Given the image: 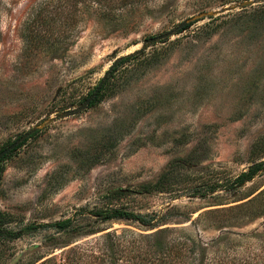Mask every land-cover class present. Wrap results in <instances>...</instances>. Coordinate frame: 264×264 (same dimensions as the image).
<instances>
[{
    "label": "rangeland",
    "instance_id": "rangeland-1",
    "mask_svg": "<svg viewBox=\"0 0 264 264\" xmlns=\"http://www.w3.org/2000/svg\"><path fill=\"white\" fill-rule=\"evenodd\" d=\"M32 130L0 161V264H133L159 237L264 264V0H0V151Z\"/></svg>",
    "mask_w": 264,
    "mask_h": 264
},
{
    "label": "trees",
    "instance_id": "trees-1",
    "mask_svg": "<svg viewBox=\"0 0 264 264\" xmlns=\"http://www.w3.org/2000/svg\"><path fill=\"white\" fill-rule=\"evenodd\" d=\"M91 1L92 2H97V0H91ZM120 1L122 2L123 6H126L127 4H130V0H128V1L120 0ZM190 26H192V24H184V25H182L180 27V32L188 29ZM130 59H131V57L124 58L121 61V63L126 62V61H128ZM95 89L89 95H92L94 93ZM101 93H102V91L98 94V96L92 102V104L96 103V101L99 99V96H100ZM5 158H3V159H5ZM262 166H263V164L256 165V167L253 168L249 173L241 175L239 177V181L241 183H244V182L250 180L251 176L254 174V172H256L257 170L262 168ZM156 188H159V185ZM159 189H161V188H159ZM146 190H148V187L146 188ZM131 193L132 192L130 191V194ZM126 194H127L126 192H123V191L119 190V191L112 192L111 196L120 197V196H125ZM81 212H82V210L80 211V214H81ZM92 214L94 216H96L98 219H100L101 221H109V220H113V219H120V220H128V221H131V222H137V223H140V224H143V225H148V224L152 225L150 222H148L145 219H143V217H141L140 215H138V214H136L134 212L125 210V209L106 208V209H103V210H98V211H96V212H94ZM161 222H163V221H161ZM0 225H1V220H0ZM73 225H74L73 220H67V221H61V222L54 223L51 226H53V227H55V228H57L59 230L65 231V230H71V228H73ZM155 226H152V227H155ZM39 227L40 226H37V225H34V224L28 225V226L24 227L19 233L6 232L5 236L7 238H9V239H12V240L13 239H17V238H20L25 233L36 231ZM165 239L166 238H164V237H159L157 239L158 242L156 243V246H157L156 249H154V250H146V252H148V253L151 252V254H152L149 259L143 258L138 263H133V264H147V262H149L148 264H205V262H204V259L206 257L205 252L203 250H201L202 256H199V253L196 255L197 252L195 253V250L197 249L196 242L190 240V245L187 246L186 243L181 242L177 238L171 239L168 242H165L164 241ZM184 249L187 252L189 251V254L195 253L193 262L192 261L189 262V263L185 262L187 252H184ZM189 258H191V257H189ZM41 259L42 258L38 259V261L41 260ZM68 260H69V257L67 259H64L63 264H69ZM41 264H62V263H60V262L52 263L49 260H45Z\"/></svg>",
    "mask_w": 264,
    "mask_h": 264
},
{
    "label": "water",
    "instance_id": "water-1",
    "mask_svg": "<svg viewBox=\"0 0 264 264\" xmlns=\"http://www.w3.org/2000/svg\"><path fill=\"white\" fill-rule=\"evenodd\" d=\"M117 63H115L110 69L109 71L106 73L105 77L103 78V80L100 82L99 86L95 89L94 93L89 97V99L86 102V105H90L98 96V94L101 92L105 80L106 78L110 75V73L114 70V67L116 66ZM74 113H71V115ZM36 130H32L29 133H27L26 135H24L22 138L18 139L16 142H14L12 145H10L9 147H7L6 149H4L3 151L0 152V161L5 158L7 155H9L12 151H14L15 149H17V147L20 145V143L25 140L27 137L31 136ZM20 259V256H17L15 259V262L18 261Z\"/></svg>",
    "mask_w": 264,
    "mask_h": 264
}]
</instances>
